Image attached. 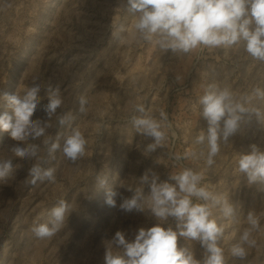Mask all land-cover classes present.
Listing matches in <instances>:
<instances>
[{
  "label": "rangeland",
  "instance_id": "374dc122",
  "mask_svg": "<svg viewBox=\"0 0 264 264\" xmlns=\"http://www.w3.org/2000/svg\"><path fill=\"white\" fill-rule=\"evenodd\" d=\"M34 83L41 90L33 120H48L49 86H58L63 99L47 133L27 141L39 145L43 167L55 168V180L33 183L30 168L37 159L15 157L11 147L18 142L0 131V160L13 163V172L0 181V264H104L107 243L117 231L132 240L140 228L160 223L149 209H121L123 199L136 188L149 194V183L141 179L145 174L174 184L171 174L185 168L202 173L201 184L235 208L232 217H225L219 204L213 208L224 226L220 246L227 264H264V183L249 184L238 171L239 157L250 154L253 145L264 151V100L252 97L246 106L259 109L260 117L243 114L212 167L206 164V141L196 143L208 132L197 101L209 85L227 87L237 98L257 87L264 90V62L249 56L243 42L201 46L187 54L161 52L137 37L126 0H0V97L23 95ZM80 97L87 100L84 113ZM137 105L157 119L166 112L171 125L164 145L148 154L144 149L153 139L136 133L131 122L140 115ZM6 111L11 114L0 98V114ZM65 114L70 120L61 125ZM69 125L87 140L85 155L75 163L60 152L54 158L48 154L50 142ZM98 177H106L104 187ZM108 189L120 194L116 206L106 203ZM60 200L71 204L65 226L50 239L36 238L33 225L48 223ZM249 212L257 214L260 228L252 232L255 247L241 261L232 257L231 248L249 227ZM168 225L175 227V221L169 218L163 226ZM177 243L191 246L195 258L203 259L198 241L178 237Z\"/></svg>",
  "mask_w": 264,
  "mask_h": 264
},
{
  "label": "clouds",
  "instance_id": "9594fccd",
  "mask_svg": "<svg viewBox=\"0 0 264 264\" xmlns=\"http://www.w3.org/2000/svg\"><path fill=\"white\" fill-rule=\"evenodd\" d=\"M128 11L133 16V28L141 40L153 43L161 52L190 53L201 46L220 48L238 45L243 42L245 51L253 59L264 62V0H126ZM39 84L25 88L23 95L5 93L2 97L6 107L11 110L0 114V131H5L18 143L12 145L11 151L21 159L36 158L37 163L30 168L33 183L54 181L55 168L43 167L44 159L39 157V145L27 143L47 133L51 127L50 120L63 104L60 88L49 86L48 103L45 112L48 120L35 119L33 114L39 103ZM264 100V90L255 88L252 95L237 98L227 88L209 85L197 103L201 115L208 121L207 135L196 137V143L206 141V164L212 167L221 151V145L227 144L229 137L239 128L243 114L254 113L258 118L259 109H250L246 105L252 97ZM79 111H87V100L79 98ZM135 111L140 113L132 117V126L136 133L152 138L144 149L145 154L164 145L167 139L166 129L171 125L166 112L159 113V119L152 116L143 105H137ZM70 114L59 118L61 125L68 124ZM223 121V126H221ZM45 143H49L46 141ZM87 140L78 127H69L63 134H58L50 142L49 156L60 152L63 157L75 163L85 155ZM195 155L185 153L184 156ZM204 156V153H200ZM182 157L177 154L176 160ZM238 171L244 174L249 184L260 181L264 183V151L253 145L250 154L238 159ZM13 172L12 160H0V181H5ZM142 182L149 183L150 192L144 195L141 188H136L131 198L123 199L120 208L125 211H144L149 209L160 221L147 230L140 228L134 239H126L125 233L117 231L107 243L104 264H227V259L220 240L224 226L217 223L213 208L220 205L225 217H232L235 212L228 199L220 200L215 194L201 184L202 173L191 168L171 174L168 181L158 182L159 176L152 174L151 179L145 174ZM100 187L106 184V177H98ZM131 190V188H129ZM118 192L108 189L106 203L116 206ZM72 212L71 204L60 200L51 209L48 223L34 224L32 231L38 239H50L60 231ZM172 218L175 227L163 225ZM249 227L240 235L239 241L231 248L232 257L241 261L248 256V249L255 247L252 232L260 228L257 214L249 212L246 216ZM178 237L186 241H198L205 250L203 259H196L191 246H179Z\"/></svg>",
  "mask_w": 264,
  "mask_h": 264
}]
</instances>
